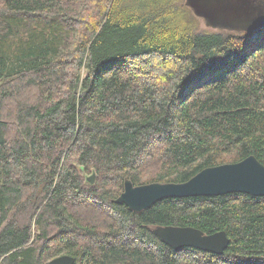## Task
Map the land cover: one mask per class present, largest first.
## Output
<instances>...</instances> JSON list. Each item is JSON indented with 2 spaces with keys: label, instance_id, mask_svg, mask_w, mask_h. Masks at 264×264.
<instances>
[{
  "label": "trees",
  "instance_id": "obj_1",
  "mask_svg": "<svg viewBox=\"0 0 264 264\" xmlns=\"http://www.w3.org/2000/svg\"><path fill=\"white\" fill-rule=\"evenodd\" d=\"M184 3L0 0V264H264V197L114 202L125 179L264 165V25L198 31ZM164 226L229 244L174 250Z\"/></svg>",
  "mask_w": 264,
  "mask_h": 264
},
{
  "label": "water",
  "instance_id": "obj_2",
  "mask_svg": "<svg viewBox=\"0 0 264 264\" xmlns=\"http://www.w3.org/2000/svg\"><path fill=\"white\" fill-rule=\"evenodd\" d=\"M193 14L211 28L253 32L264 25V0H185ZM96 180L93 171L86 181ZM244 193L264 197V165L254 156L237 163L222 164L201 170L183 183H150L134 186L125 179L116 204L141 212L166 198L216 197ZM163 243L174 250L192 247L221 255L229 244L224 231L204 234L193 227L164 226L152 229ZM47 264H74V258L61 255Z\"/></svg>",
  "mask_w": 264,
  "mask_h": 264
},
{
  "label": "rangeland",
  "instance_id": "obj_3",
  "mask_svg": "<svg viewBox=\"0 0 264 264\" xmlns=\"http://www.w3.org/2000/svg\"><path fill=\"white\" fill-rule=\"evenodd\" d=\"M199 20H198V24L196 25V28H197V30L198 31H203V29H207V30H210V31H214V30H212V29H210V28H207L206 27V23H205V21L203 20V19H201V18H198ZM218 28H220V27H217L216 29H218ZM90 176V175H89ZM56 258V257H55ZM54 259V258H53ZM50 260H52V259H50ZM49 260V261H50ZM48 261V262H49Z\"/></svg>",
  "mask_w": 264,
  "mask_h": 264
},
{
  "label": "bare ground",
  "instance_id": "obj_4",
  "mask_svg": "<svg viewBox=\"0 0 264 264\" xmlns=\"http://www.w3.org/2000/svg\"><path fill=\"white\" fill-rule=\"evenodd\" d=\"M91 175V174H90ZM89 176V175H88ZM87 176H85V178H86ZM87 182V181H86ZM88 183V182H87ZM89 184V183H88Z\"/></svg>",
  "mask_w": 264,
  "mask_h": 264
}]
</instances>
